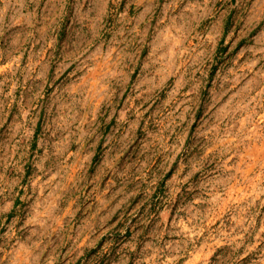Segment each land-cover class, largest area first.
I'll list each match as a JSON object with an SVG mask.
<instances>
[{
    "label": "clouds",
    "instance_id": "clouds-1",
    "mask_svg": "<svg viewBox=\"0 0 264 264\" xmlns=\"http://www.w3.org/2000/svg\"><path fill=\"white\" fill-rule=\"evenodd\" d=\"M0 264H264V0H0Z\"/></svg>",
    "mask_w": 264,
    "mask_h": 264
}]
</instances>
